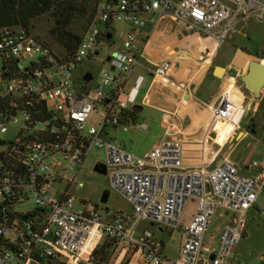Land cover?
I'll return each mask as SVG.
<instances>
[{"label":"built area","instance_id":"2783aa9c","mask_svg":"<svg viewBox=\"0 0 264 264\" xmlns=\"http://www.w3.org/2000/svg\"><path fill=\"white\" fill-rule=\"evenodd\" d=\"M251 21L264 22V0H95L80 44L70 56L63 47L53 49L25 32L0 42V98L11 96L17 102L33 97L38 103L45 102L55 119L65 123L62 130L52 133L60 136L69 127L78 133L65 134L56 141L33 142L23 157L21 146L27 134L13 141L6 135L8 123L20 122L18 115L30 121L28 110L9 120L0 117V142L5 143L0 147V264H92L104 236L138 251L146 264H243L233 255L245 235L249 212L264 195V159L252 165L258 176L247 178L223 155L225 147L236 140V131L248 111L246 97L240 102L228 87L232 81L238 89L235 77L226 81L227 90L216 106L202 104L197 108V121L209 114V124L199 140H186L182 131L169 123L158 147L135 155L117 143L111 131L129 132L130 112L140 86L130 91L126 86L134 69L141 65L154 74L153 82L176 89L183 120L196 121L184 113L191 99L188 88L169 76L172 60L154 67L143 64L150 37L140 38L134 31L144 34L156 31L163 23H178L219 46L240 34ZM117 22L127 23L133 30L106 59L111 70L103 72L102 84L97 86L89 72L74 79L73 71L85 59L95 60L102 47L114 45ZM170 50L176 53L175 48ZM170 50L164 52L175 56ZM25 59L33 62L20 68L21 76L9 79L4 75L8 64H23ZM88 74L91 81L85 80ZM93 112L99 113L101 124L86 134ZM229 124L236 131L221 145L217 128ZM137 127L146 131L143 125ZM93 146L105 149L107 176L113 189L132 203L137 221L133 226L121 216L104 219L98 206L91 203L79 201L83 209H78L76 199L68 194ZM63 162L68 164L64 171ZM65 171L74 174L72 180L61 176ZM65 184L68 187L63 190ZM78 187L83 188V184ZM24 199L33 204V211L15 209ZM190 203L196 204L195 214L191 223L183 226L181 219ZM231 214L235 218L223 227L219 249L212 251L216 236L210 245L204 242L212 218ZM141 222L159 226L162 231L180 230L183 244L179 259L163 256L164 244L150 230L136 238Z\"/></svg>","mask_w":264,"mask_h":264},{"label":"rangeland","instance_id":"374dc122","mask_svg":"<svg viewBox=\"0 0 264 264\" xmlns=\"http://www.w3.org/2000/svg\"><path fill=\"white\" fill-rule=\"evenodd\" d=\"M95 0H90L91 7L94 5ZM89 19H78L71 26V29L76 33H82L87 25ZM54 21L51 14L44 15L33 22L34 29L32 34L40 39L43 43L47 44L53 49H58L59 45L52 40L49 35L50 29L53 27ZM167 27L168 30H162L163 27ZM133 30L132 26L124 22H117L114 24V32L112 43L114 45H106L101 48L100 55L95 60L85 59L81 66H78L73 71L72 77L74 79L80 77L82 74L87 72L94 76V82L97 86H100L101 76L103 72L111 70V67L106 62L108 56L117 50L118 46L126 41L128 34ZM135 35H139L140 38L149 36L152 39V46L157 50L161 47L157 46L154 42L157 40L158 35L162 34L163 43H171L173 48L176 49L178 60L187 61L192 64L201 63L204 64L208 56L199 55V43L203 37V41L206 42L204 36L197 32L187 28L183 24H168L163 23L156 31H146L144 34L140 31H134ZM209 45H213V42H208ZM162 45V44H160ZM159 47V48H158ZM214 49V48H213ZM216 61L222 65H238L233 66L232 69L228 70L231 77H235L237 81L238 89L245 95L246 104L248 105V111L241 121L240 128L236 131L237 138L233 143H230L224 150V155L229 156L230 160L239 166L240 175L247 178H256L258 176L257 169L252 168L254 162H260L264 159V91L260 97H255L252 93L246 94L244 92L245 84L242 82V76L247 73L248 61L247 58L250 55L251 61L261 60L257 56H262L264 53V22L251 21L243 27L240 34L232 36L225 42L221 43L216 47ZM145 56L142 61L143 64L150 67L155 66L151 61L147 60ZM245 61V62H244ZM33 60L25 59L23 64L18 63L19 68H25L32 64ZM244 62V63H243ZM1 66V63H0ZM200 76V70H198ZM211 72L202 75L199 78L200 90L198 96L205 101H212L223 88V81H213ZM227 72V71H226ZM216 75V70H215ZM150 71L143 65L137 66L131 74L126 90L130 91L136 85H140V90L137 94V100L135 105H143L144 98L149 94L152 89L153 83L147 79ZM224 74L217 76L224 78ZM144 80L140 83V78ZM198 77V75H197ZM182 81V80H181ZM225 83V81H224ZM246 88V87H245ZM231 92L237 100L243 102V96H241L233 86H231ZM189 97H186L188 99ZM243 104V103H241ZM144 110L137 115L136 123H131L129 126V132L124 133L122 129L112 130V138L119 144L123 145L126 149L134 153L135 155H142L145 152H149L158 147L161 139L163 138L166 128L164 125L169 123L164 112L155 109L149 105H143ZM20 122L18 124L14 122L8 123L9 132L6 138L10 141L16 140L18 136L24 133L25 129V118L22 114L18 115ZM1 121V120H0ZM196 124L197 121H186L185 125ZM101 124V118L98 112H93L90 119L86 124L87 134L91 128H98ZM143 125L146 131L139 130L137 126ZM45 124H38L37 130H46ZM217 130L219 131L218 142L225 144V134L228 130H235L234 126L219 125ZM245 133L242 137L238 138L239 132ZM26 135V134H25ZM98 162L107 163L106 151L102 147L93 146L89 151V154L84 162L83 169L77 175L75 182L69 187L67 184L62 186L65 190L68 187V194L76 199V207L83 209V205L79 201L85 203H91L98 206L99 212L104 219H109L112 215L121 216L124 219L131 221L130 225L136 223L134 208L132 203L119 192L115 191L111 185L108 176L98 174L94 171V167ZM68 167L67 163H61V170L64 171ZM249 168V169H247ZM67 180H72L74 174L70 171H65L61 174ZM82 183L83 188L79 189L78 184ZM58 191V189H56ZM106 190L110 191L107 204H102L101 200ZM56 191V192H57ZM20 212H30L34 210L33 204L28 200L24 199L23 203L15 208ZM196 210V204L190 203L187 205L186 210L182 216L181 224L187 226L190 222V215L194 214ZM235 218L234 214L224 217L222 219L213 217L210 223V228L206 233L204 242L211 244L212 237L216 236L212 243V251L219 249V236L221 230L226 224L231 223V220ZM150 230L155 234V238L164 244L162 248L163 256L176 261L179 259L181 247L183 244V237L180 230H165L162 231L159 226H152L146 222H141L138 226V230L135 237H139L140 233ZM106 241L104 238L100 241L101 246ZM98 246V247H99ZM98 249V248H97ZM109 261L107 264H124V260L128 259L127 264L130 260L140 256L138 251L134 249L124 248L120 244H114L110 249ZM233 259L243 264H264V195H261L254 209L249 212L248 222L246 226V232L243 239L236 248ZM142 264H146L144 258H141ZM126 264V263H125Z\"/></svg>","mask_w":264,"mask_h":264},{"label":"trees","instance_id":"16d2710c","mask_svg":"<svg viewBox=\"0 0 264 264\" xmlns=\"http://www.w3.org/2000/svg\"><path fill=\"white\" fill-rule=\"evenodd\" d=\"M94 8L95 2L91 7L90 0H0V42L18 32L32 34L33 22L44 15L51 14L54 25L50 29L49 35L70 56L75 53L81 41V34L74 32L71 26L78 19H89ZM257 57L264 60V53L261 57ZM6 68L4 75L9 79H15L22 75L18 63H10ZM243 89L246 94H251L245 87ZM14 103L16 106L13 105ZM24 109L28 110L30 121L25 122L24 133L20 135L22 137L27 134L21 146L23 157L28 151L27 147L33 142L56 141L58 137H64L65 134L78 135L72 127H69L68 132L60 134V136L52 133L54 130H62L65 123L55 119L45 102L38 103L33 97H26L17 102L11 96L0 98V117L9 120ZM130 117L132 122L136 123L137 114L130 112ZM38 124H45L47 129L37 130ZM4 145L5 143L0 142V147ZM19 168L23 169L21 165ZM114 244H117L114 240L106 239L95 252L92 264H107L108 253ZM127 262L128 259H125L124 264Z\"/></svg>","mask_w":264,"mask_h":264},{"label":"crops","instance_id":"0c3cea01","mask_svg":"<svg viewBox=\"0 0 264 264\" xmlns=\"http://www.w3.org/2000/svg\"><path fill=\"white\" fill-rule=\"evenodd\" d=\"M162 30L166 31L168 29H167V27L164 26L162 28ZM162 38H164V37L162 34H160V35H158L157 40L154 42L155 44H158L157 46L161 47L158 50L152 46V39L150 38L149 44L146 48V50L148 51V55H147L148 59L147 60L153 62L155 65L160 64L163 61L168 60V59L172 60L173 66H172V69L170 71L169 76L173 82L177 83L178 85H183V86L188 88V94L190 95L191 99L187 100L189 106L184 109V113L188 117L196 120L197 119V114H196L197 108L201 107L202 104H208V105L211 104L213 106H216L218 104L220 97L227 90L226 81L231 76L228 73V70L232 69L233 66H238V65H227V66H225V65L219 64L216 61V53L215 52H216V47H218V46L215 45L214 40H205L206 42L203 41V38H201L199 40L200 41L199 51H198L199 55H201V58L203 55L208 56V59H206V62L204 64H201V63L192 64V63H189L187 61L178 60V58H177L178 54H176L177 51H176V53L171 52L170 48L174 49L173 46L171 45V43H167V42L163 43L161 41ZM210 41L213 42V45L208 44V42H210ZM160 44H162V45H160ZM169 50L171 52L170 55H172V56L175 55V56L168 57V55H166V53L164 51H169ZM250 60H251V56L249 55L247 60H246V61H248L247 62L248 64L250 63ZM197 68H199L198 70H200V73H201L200 76L198 74ZM216 68L224 69L222 72L219 69H218V71H216L217 76H221L222 74L225 73L224 78H219L215 75L214 72H215ZM210 70L213 71V72H211L212 80L213 81H223V88H222L221 92L218 94V96H216V98H214L212 101H205L198 96V92L200 90L199 78L202 75L208 74V72ZM197 75H198V77H197ZM142 80H144L143 77L140 78V83ZM224 81H225V83H224ZM151 82L153 83L152 89L149 92V94L144 98L143 105H149L155 109L160 110L161 112H164L166 114L167 119L169 120V123L174 120V122L178 126V129H180V131H182L183 136L186 140H199V139H201L204 135L206 127L209 124L208 123L209 114L208 113L204 114V116L199 120V122H201V123H199V125L197 127H195L196 124H194V123H191V125L186 126L185 122L187 120L186 121L183 120L184 117L182 115V110L179 107L180 101L178 100L179 97L177 96L176 89H174L172 86H171V89H169L168 86L161 85L157 81H155V82L151 81ZM231 86H233V88H235L233 85V82L228 83V87L231 88ZM139 90H140V87H139ZM235 90L241 96H243L241 94L240 90H238L237 88H235ZM243 97H245V95ZM136 100H137V98H136ZM169 123L164 125V127L166 128ZM230 131L231 130H228L225 134L226 140H227V135ZM235 131H236V129H235ZM234 132L232 133L231 136L234 135ZM243 135H245V133L240 131L238 138L242 137ZM217 141H218V138H217ZM221 145H224V144H221ZM226 147H225V149H226ZM223 155H224V152H223ZM224 156L229 158V156H226V155H224ZM247 169H249V168H247ZM194 214L190 215L189 224L191 223L192 217ZM141 258L142 257L137 256V257L131 259L129 264H142Z\"/></svg>","mask_w":264,"mask_h":264},{"label":"water","instance_id":"95a60500","mask_svg":"<svg viewBox=\"0 0 264 264\" xmlns=\"http://www.w3.org/2000/svg\"><path fill=\"white\" fill-rule=\"evenodd\" d=\"M108 38L110 39L111 35H109ZM217 69L224 70L222 68H216V71ZM25 71H28V68H26ZM147 79L149 81H153L154 74L150 73ZM85 80L91 81L92 75L88 74L85 77ZM242 82L245 84V87L249 92H251L257 98L260 97L264 91V60L251 61L248 65L247 73L244 76H242ZM143 110H144L143 105H135L133 107V112L137 115ZM94 171L98 174L107 176L106 163L98 162L94 167ZM109 195H110V191L106 190L101 200L102 204H107Z\"/></svg>","mask_w":264,"mask_h":264},{"label":"bare ground","instance_id":"6f19581e","mask_svg":"<svg viewBox=\"0 0 264 264\" xmlns=\"http://www.w3.org/2000/svg\"><path fill=\"white\" fill-rule=\"evenodd\" d=\"M221 72L223 71V70H221V69H219ZM217 71H218V69H217ZM230 82H232V81H230ZM171 127H173V128H178V126L176 125V123L174 122V120L173 121H171L170 122V124H169ZM235 130H231L229 133H228V135H227V139L232 135V133L234 132Z\"/></svg>","mask_w":264,"mask_h":264}]
</instances>
